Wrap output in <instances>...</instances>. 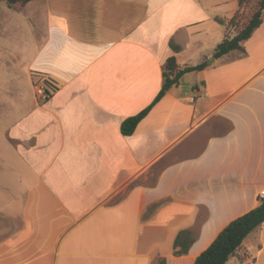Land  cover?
<instances>
[{
  "label": "crops",
  "instance_id": "crops-1",
  "mask_svg": "<svg viewBox=\"0 0 264 264\" xmlns=\"http://www.w3.org/2000/svg\"><path fill=\"white\" fill-rule=\"evenodd\" d=\"M238 9L239 0L1 1L0 264H194L259 205L264 13L245 54L214 56L236 34ZM174 54L182 68L207 66L125 135ZM37 76L55 86L48 99ZM184 229L196 239L177 256ZM241 258L264 264V222L225 264Z\"/></svg>",
  "mask_w": 264,
  "mask_h": 264
},
{
  "label": "trees",
  "instance_id": "trees-1",
  "mask_svg": "<svg viewBox=\"0 0 264 264\" xmlns=\"http://www.w3.org/2000/svg\"><path fill=\"white\" fill-rule=\"evenodd\" d=\"M2 0H0L1 3ZM32 0H8L9 5L26 4ZM264 0H239V9L235 15L228 21V25L236 29V34L226 36L214 51V56L230 54L232 52L246 53L244 42L248 40L255 30L263 23ZM172 49L180 52L181 45L170 42ZM207 66L204 61L197 65L185 66L182 68L176 54L170 56L163 65V85L155 100L143 111L135 116L127 118L122 123V132L125 135L132 134L140 121L146 117L154 105L173 86L181 84L183 75L188 72L202 70ZM53 85L50 81H48ZM55 87L54 85L52 86ZM55 89V88H54ZM48 91V89H47ZM49 98V97H48ZM47 98V99H48ZM133 184L132 186H134ZM264 222V197H259V205L252 210L230 221L216 236L212 243L201 252L194 264H225L231 257L237 254L246 237L256 230ZM196 239V234L190 229L180 231L174 242V253L177 256L187 254ZM159 264H167L166 259L160 258Z\"/></svg>",
  "mask_w": 264,
  "mask_h": 264
},
{
  "label": "built area",
  "instance_id": "built-area-1",
  "mask_svg": "<svg viewBox=\"0 0 264 264\" xmlns=\"http://www.w3.org/2000/svg\"><path fill=\"white\" fill-rule=\"evenodd\" d=\"M48 81H50V79L42 78L35 85L38 95L40 96L41 99H44V100L51 96L52 90L54 89V88L52 89L48 88V85H50ZM261 197H264V191L261 193ZM238 256H240V253H238ZM239 264H256V262L254 259H249V258L247 260L239 259Z\"/></svg>",
  "mask_w": 264,
  "mask_h": 264
},
{
  "label": "rangeland",
  "instance_id": "rangeland-1",
  "mask_svg": "<svg viewBox=\"0 0 264 264\" xmlns=\"http://www.w3.org/2000/svg\"><path fill=\"white\" fill-rule=\"evenodd\" d=\"M5 2L7 3V0H5ZM39 2H40V1H34V2L29 6V9L31 8V9H35V10H36V9L38 8V4H39ZM40 13H41V12L38 11V12H37V15H40ZM28 22H29V21H28ZM28 22H27V23H28ZM29 24H30V22H29ZM29 31H32V30H31V25H29ZM32 36H33L34 39L36 40V44H38V40H39L38 35H37V34H33ZM28 38H29V37H27V38L25 39V43L27 42ZM210 59H211V58H210ZM208 61H209V60H208ZM188 76H189V75H188ZM42 77H43V76H40V77L37 76L36 79L39 81L40 79H42ZM241 259L244 260L245 258H241Z\"/></svg>",
  "mask_w": 264,
  "mask_h": 264
},
{
  "label": "water",
  "instance_id": "water-1",
  "mask_svg": "<svg viewBox=\"0 0 264 264\" xmlns=\"http://www.w3.org/2000/svg\"><path fill=\"white\" fill-rule=\"evenodd\" d=\"M215 60V58H211L209 61H208V63H211L212 61H214ZM183 84H187V83H183Z\"/></svg>",
  "mask_w": 264,
  "mask_h": 264
}]
</instances>
